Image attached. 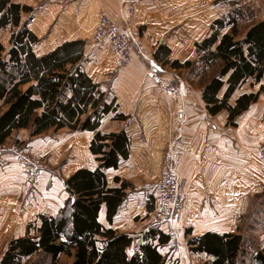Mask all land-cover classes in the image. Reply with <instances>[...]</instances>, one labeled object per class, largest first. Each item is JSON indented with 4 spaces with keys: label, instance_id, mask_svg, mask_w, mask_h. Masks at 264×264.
Listing matches in <instances>:
<instances>
[{
    "label": "trees",
    "instance_id": "obj_1",
    "mask_svg": "<svg viewBox=\"0 0 264 264\" xmlns=\"http://www.w3.org/2000/svg\"><path fill=\"white\" fill-rule=\"evenodd\" d=\"M29 13L28 6L0 0V34L8 31L7 46L0 41V143L20 130H27L30 137L63 128L87 131L92 133L89 152L97 165L93 170L77 169L64 181L62 207L27 224L24 236L9 241L0 264H64L61 256L69 258V264H164L159 248L168 244V236L152 229L139 240L111 227L126 201L129 184L114 177L119 186H108L104 171L117 169L127 159L130 141L123 130L100 127L106 117L121 122L128 116L119 111L112 87L84 71L83 41L64 42L45 54H35L39 39L28 28L29 18L22 20ZM226 18L215 20L213 32L195 45L199 66L193 73L200 76V98L208 114L226 110L227 122L233 126L260 94L264 97V19L238 38L237 21ZM226 27L228 32L221 34ZM168 55L169 49L160 45L152 57L174 69L193 64L169 61ZM247 81L258 85L257 91L241 93L233 105L228 104L233 92ZM102 207L104 222L99 220ZM189 245L192 251L212 258L206 264H238L242 247L240 236L230 233H204ZM36 255L39 259L29 262ZM253 259L264 264V246Z\"/></svg>",
    "mask_w": 264,
    "mask_h": 264
},
{
    "label": "rangeland",
    "instance_id": "obj_2",
    "mask_svg": "<svg viewBox=\"0 0 264 264\" xmlns=\"http://www.w3.org/2000/svg\"><path fill=\"white\" fill-rule=\"evenodd\" d=\"M140 2L148 4L146 5L148 10L144 11L145 18H148L151 21L150 24L155 25L157 30L161 29L164 31L161 35V44L158 46L163 45L169 49L168 60H177L179 62L190 61V63H193L190 68L174 69L162 61L157 62L153 57L149 59L150 64H146V74L143 83L150 88L151 96L149 97L156 104H159L160 108L156 110V108L150 106L148 110L150 112H159L164 106L170 105L172 103L171 100L176 98L179 101L180 96H182V100L180 101L183 104L177 102V107L182 105L183 108L191 110L190 114L193 124L192 128H188L189 130L184 129V134L179 133L177 130L170 134L166 150L158 163L159 167L154 169L156 173L152 172V174L155 173V176L150 177L151 179L148 181H141L143 184L147 183L142 185L144 187L131 181L128 178V171L124 168V165L121 166L123 167L122 173L127 176H118V178L120 181H125L129 184V187L125 191L128 197L136 199L135 207L137 209H134L136 214L135 221L138 224V221L142 219L141 221L145 222V225L149 227L145 231L141 230L136 233V236L140 240L142 234L152 229L159 230L168 236V245L159 248L162 255L165 256V264H206L211 262L212 258L204 253L192 251L189 241L204 233L236 234L240 236L242 246L241 252L238 255V264H256L253 256L264 246V157L261 155V147L264 144V97L260 94L257 100L250 104L246 111L235 118L234 125L232 126L227 122L226 110H221L216 115L208 114L200 98V76H195L193 69L199 66L195 45L213 32L212 25L215 20H227L226 17L235 18L240 33L238 38H241L249 26L264 19V0H134L128 4L126 8L127 12L130 15L133 14V6ZM130 8L133 9L130 11ZM238 14L242 15L241 19L238 17ZM101 15H107L118 27L128 30L125 24L118 22V20L116 21L105 11H100L97 14L95 26ZM95 26L91 29L88 42L97 47L108 46V44L93 41L92 36ZM144 29L145 27H139L137 33H142ZM228 30L227 27L223 28L221 34L227 33ZM7 38L8 31L3 30L0 34V41L5 46H7ZM147 40L150 42V50L153 55L158 46L155 49L156 43H153L151 38ZM131 43L133 48L132 40ZM35 50H38L37 47ZM131 52H134V50L130 51V54H132ZM113 55L117 63V56L114 53ZM152 60L156 61V63ZM128 66H117V68L125 69ZM209 70L207 69V74H209ZM211 70L213 72L216 70L215 65ZM149 71L158 73V79L161 77L160 83L149 78L152 75ZM174 73L183 80L182 92H179L178 79L173 77V82L165 79L167 75ZM163 76L165 78H162ZM99 83L111 86L112 78H103ZM261 84H264V80ZM166 86H169L172 92L166 91L164 89ZM257 89L258 85H250L249 81H247L233 92L228 100V104L233 105L234 100L241 93H255ZM1 108L0 102V110ZM195 121L197 123L194 124ZM107 125L105 123L103 128ZM191 130L199 131V134L195 140L189 143L188 140L194 139L188 132H192ZM86 132L79 130L70 131L67 128H63L57 131L49 130L35 137H30L27 130H22L21 133L14 131L8 139L0 143V148H18L23 150L26 153L24 156L30 162L28 164L31 165L33 163L35 172L38 169L36 174L32 177L27 175V178L23 165L18 160L7 156L5 153H0L10 159H15L20 164L24 178L31 183L30 187L32 186V189H30L32 192L30 191L29 195L20 200L22 206H25L27 203L26 207H30L28 216L21 218V232L23 236L26 233L27 224L34 222L38 215H52L59 210L56 208L59 201L62 198L63 200L65 199L63 183L72 173L77 169H95L94 166L97 163L89 152V144L92 137L89 141ZM18 134L27 135L28 141L34 142V144L27 145L26 143L28 142L24 140L20 141L21 139L19 140ZM205 136H209L208 152H204L203 155L199 156L200 161L195 165L192 180L187 182L180 174L182 163L180 167L179 164L178 166H173L175 163L172 161L173 156L170 153L175 151L180 152L181 158L183 155L194 154V152L198 154L200 151L199 143H201ZM181 137L183 140L180 139ZM14 138H16L18 144L15 143ZM82 144L86 147L84 152L82 151ZM77 147L81 149L77 150ZM239 149L244 152L243 161L247 159V163L244 166V170L238 174ZM129 150L128 148V156ZM206 154L208 156H205ZM127 159L121 163H125ZM92 167L93 169H90ZM168 168L175 170L178 176L177 194L178 197L183 198L182 204L178 202L180 207L182 206L180 216L178 219H174L168 223L170 229H166L165 226L156 225L153 222L158 204L154 190L161 178L168 172ZM134 172L135 170H131L130 176L133 174L140 176L142 173ZM40 176L46 178L47 187L49 190L52 188L51 192L47 188L43 191L33 188V184H36L35 182ZM107 176L109 177V175ZM238 178L241 185H243L241 188L242 193L235 194L234 191H238V188H240L238 187ZM214 181H216V184L212 186L211 183ZM196 188L202 189V201L197 204L198 213L194 214H199L200 217L185 219L184 209L187 196L188 194H193L192 191H196ZM33 191L38 192V196H34ZM171 191L172 189L168 190L169 193ZM231 191H233L232 194H230ZM231 196H234L233 203H218L222 197L227 198ZM5 199L7 201L8 199L12 200V196L7 194L6 197L1 198L0 204H3L1 202ZM40 203L50 207L49 211L41 212L32 208ZM144 211L148 213L144 215ZM141 212L144 213L139 214ZM13 233L4 234V229L0 225V259L9 241L20 236L19 230L17 232L15 230ZM38 259L39 257L36 255L31 257L29 262L37 261ZM59 259L64 264L70 263L69 258L61 256Z\"/></svg>",
    "mask_w": 264,
    "mask_h": 264
},
{
    "label": "crops",
    "instance_id": "obj_3",
    "mask_svg": "<svg viewBox=\"0 0 264 264\" xmlns=\"http://www.w3.org/2000/svg\"><path fill=\"white\" fill-rule=\"evenodd\" d=\"M12 1L20 5L31 7L32 9L31 13L23 15L22 20L29 18L28 28L39 39V43L34 47V52L36 55L45 54L64 42L81 40L85 43L84 57L86 58V62L83 64V69L87 75L96 82H99L106 77L112 78L111 87L116 97L119 111L125 116H128V119L126 121L116 122L111 121L109 117H106L102 121L100 128L103 129L104 124L107 123L108 125L104 128L107 129L106 131L123 130L125 132L128 139L130 140V153L127 161H125V163L123 162L124 164L121 163L120 167L124 165V168L128 171V178L131 181L138 183L139 186L147 184H143L141 181H148L151 179L150 177L155 176L156 172L154 169L159 167L158 163L160 162V158L163 157V153L166 150L167 140L170 134L175 130L184 134V129L189 130L188 128H192L193 124L190 114L191 110L189 108H183L182 105L177 107V102L182 103V101H180L182 100V96H180L179 101L176 100V98L171 100L172 103L170 105L164 106L165 108L163 107V109H161L159 112H150L148 110L150 106H153L157 110V108H160V105L152 101V99L149 97L151 96V92L149 90L150 88H148V86L144 85L143 83L146 74V64H150L149 59L152 58V51L150 50L149 44L150 42L147 39L151 38L153 43H156V46L154 47L156 49V47L161 44V35L164 32L161 29L157 30V27L155 25H151V21L148 18H145L144 11L146 12L148 10L146 7L148 4H142L141 2L136 3L133 6L134 13L130 15L126 8L128 4L134 0ZM100 11L107 12L116 21L118 20V22L125 24L128 28L127 31L131 35L134 52L131 54L129 66L125 67V69L117 68L115 57L111 52V49H109V45H106V47H97L91 45V43L88 42L91 29L95 26L96 17ZM139 27H145L142 33H137V29ZM102 44L107 43L102 42ZM36 47L38 50H35ZM166 77L167 78L163 76L162 78H165L166 80L168 79L167 81L169 82L174 81L173 77L178 79L179 92H182L184 85L182 78H180L175 73L167 75ZM149 78L151 77L149 76ZM166 102L169 103L167 100ZM195 123H197V121H195L194 124ZM21 131L19 132L21 133ZM191 131L192 132H188L194 139L188 140L189 143L190 141L195 140L199 134V131ZM86 134H88V139L90 141L92 133L86 132ZM18 138L19 140L21 139L20 141L24 140L25 142H28L26 143L27 145L34 144V142L28 141L27 135L18 134ZM208 139L209 136H205L201 143H199L200 151L198 154L194 152V154L183 155L184 157L182 156L179 167L182 163L180 174L185 181L189 182L192 180V176L195 171V165L198 161H200L199 156L203 155L204 152H208ZM14 140H16V138H14ZM80 149L77 147V150ZM84 149H86V147L82 144L83 152ZM205 156H208V154ZM243 159L244 152L239 149L237 167L238 174L244 170V166L247 163V159L246 161H243ZM94 167H96V165ZM120 167L117 170L107 169L104 171L108 186L118 187L119 183H115L113 178L118 176H127L122 173L123 167ZM90 169H93V167ZM131 170H135L134 173H142L140 176H135V174L130 176ZM152 172L155 173L152 174ZM107 175H109V177ZM216 181L212 182L211 185L215 186ZM35 183L36 184H33V188L36 190L43 191L46 188L49 190L47 187L46 178L40 176ZM30 185L31 183H29V181H27L23 176L20 164L15 159H10L4 154H0V201L1 198L6 197L7 194L12 196V200L8 199L7 201L5 199L1 202L3 204H0V220H2L0 225L4 229V234H14L13 232L15 230L16 232L19 230V237L23 236L21 232V218L28 216V210L30 207H26L27 203L25 206L23 205V207L20 200L24 199L26 195L30 194V189H32V186L30 187ZM238 187L240 188H238V191H234L235 194L242 193L241 188L243 185H241L239 178ZM196 189V191H192L193 194H188L187 196L184 209L185 219H194L200 217L199 214H194L198 213L197 204L202 201V189ZM51 191L52 188H50L49 192ZM33 193L35 194L34 196H38V192L36 193L33 191ZM232 193L233 191L230 192V194ZM223 198L225 197L219 199L218 203L234 202V196L227 197L225 199ZM64 200L62 198L59 201V204L56 207L57 209L62 207ZM135 201L136 199H130V197L126 195V201L118 210L112 221L111 227L113 229L121 233L136 236V233L139 231H145L146 228H149L147 225H145V222L141 221L142 219L138 221V224L135 221L136 214L134 209H137L135 207ZM32 208L41 212L49 211L50 209V207L45 206L42 203L38 204L37 206H33ZM144 212L139 214L144 213L145 215L148 213L146 211ZM104 216V209L102 207L99 213V220L102 219L103 222Z\"/></svg>",
    "mask_w": 264,
    "mask_h": 264
},
{
    "label": "built area",
    "instance_id": "obj_4",
    "mask_svg": "<svg viewBox=\"0 0 264 264\" xmlns=\"http://www.w3.org/2000/svg\"><path fill=\"white\" fill-rule=\"evenodd\" d=\"M132 9L133 8H130V11ZM92 38L96 43L107 42L109 44L111 50L117 56V66L123 67L125 65H129L130 51L133 50L130 37L125 30L118 27L107 15H101L99 17ZM149 73L152 74L150 77L153 81L160 83L161 77L158 79V73L155 71H149ZM164 89H166V91L172 92L169 86L164 87ZM0 153H5L7 156L18 160L20 164L23 165V168L26 172V177L27 175L32 177L37 173L38 169L35 172L33 163H31V165L28 164L30 162L24 156L26 153L23 150L18 148H0ZM170 154L173 156L172 161L175 163L173 166H178L181 153L175 151L171 152ZM177 182L178 176L175 173V170L168 168V172H166L161 178L156 186V189L154 190L158 204L156 212L154 213L153 222L156 225L165 226L166 229H170L168 223L174 219H178L182 210V206L180 207L179 204H182L183 198L178 197ZM169 189H172L170 193L168 192Z\"/></svg>",
    "mask_w": 264,
    "mask_h": 264
},
{
    "label": "bare ground",
    "instance_id": "obj_5",
    "mask_svg": "<svg viewBox=\"0 0 264 264\" xmlns=\"http://www.w3.org/2000/svg\"><path fill=\"white\" fill-rule=\"evenodd\" d=\"M99 19V18H98ZM96 25H97V23H96ZM96 27V26H95ZM126 32H127V34L129 35V37H130V40H131V35H130V33L127 31V30H125ZM94 33V32H93ZM107 43V42H106ZM108 44V43H107ZM109 45V44H108ZM110 47V46H109ZM111 49V48H110ZM111 52L113 53V51L111 50ZM132 53V52H131ZM130 61H131V54H130ZM181 140H182V137L180 138ZM180 161H181V159H180ZM180 161H179V164H180Z\"/></svg>",
    "mask_w": 264,
    "mask_h": 264
}]
</instances>
